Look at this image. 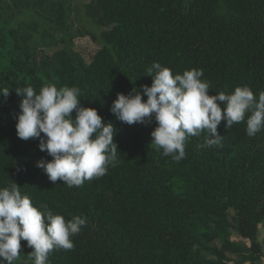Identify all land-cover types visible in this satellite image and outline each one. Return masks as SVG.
Masks as SVG:
<instances>
[{"label": "trees", "instance_id": "obj_1", "mask_svg": "<svg viewBox=\"0 0 264 264\" xmlns=\"http://www.w3.org/2000/svg\"><path fill=\"white\" fill-rule=\"evenodd\" d=\"M85 36L101 46L90 63L76 49ZM153 62L173 74L202 69L210 95L247 85L258 96L264 0H0V89L11 91L0 97V188L16 182L34 206L87 219L49 264H262L264 131L248 137L246 122L222 120V146H204L201 133L183 159L163 156L151 144L154 116L129 125L111 112L118 93L151 86ZM46 84L78 87L81 105L113 124L120 152L105 175L69 188L37 167L52 157L17 136L16 89ZM32 251L22 240L14 264H34Z\"/></svg>", "mask_w": 264, "mask_h": 264}, {"label": "clouds", "instance_id": "obj_2", "mask_svg": "<svg viewBox=\"0 0 264 264\" xmlns=\"http://www.w3.org/2000/svg\"><path fill=\"white\" fill-rule=\"evenodd\" d=\"M147 73L153 78L151 86L144 85L142 92L133 88L127 95L118 93L111 112L129 125L150 123L154 116L157 126L151 132V144L162 149L165 157L183 159L186 139L201 133H206L204 146H222L223 136L218 132L222 120L227 129L246 122L248 137L264 131V90L257 96L244 85L230 93L210 95V82L202 79V69L173 74L170 68L153 62ZM10 92L2 88L0 97L7 98ZM16 93L22 97L15 117L17 136L38 139L40 150L52 157L37 161L51 182L59 180L69 188L81 186L85 180L105 175L109 165L115 166L119 151L114 142L116 130L97 109L81 105L78 87L46 84L37 92L25 86ZM20 188L16 182L0 188V264H14L22 240L33 249L28 254L30 261L49 264L54 250L73 249L71 237L80 233L87 219L74 215L66 220L47 205L38 208Z\"/></svg>", "mask_w": 264, "mask_h": 264}, {"label": "rangeland", "instance_id": "obj_3", "mask_svg": "<svg viewBox=\"0 0 264 264\" xmlns=\"http://www.w3.org/2000/svg\"><path fill=\"white\" fill-rule=\"evenodd\" d=\"M82 18V17H81ZM77 27H80V24L77 23ZM89 31H93L92 28H88ZM59 48H53L51 50L48 51L49 54H53L55 51H57ZM76 49L77 51L86 59V61L88 63H90L94 56L96 55V53L101 49V46H99L93 39L91 36H85L83 38H78L76 40ZM233 240L235 241H239L241 238L238 237V235L236 234V232H233ZM259 240L261 241L263 248H264V224L262 225L261 229H260V235H259ZM234 255H231V257L233 259H235V257H233ZM234 264V263H232ZM262 264H264V259Z\"/></svg>", "mask_w": 264, "mask_h": 264}, {"label": "crops", "instance_id": "obj_4", "mask_svg": "<svg viewBox=\"0 0 264 264\" xmlns=\"http://www.w3.org/2000/svg\"><path fill=\"white\" fill-rule=\"evenodd\" d=\"M232 264V263H231Z\"/></svg>", "mask_w": 264, "mask_h": 264}]
</instances>
